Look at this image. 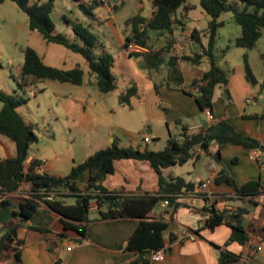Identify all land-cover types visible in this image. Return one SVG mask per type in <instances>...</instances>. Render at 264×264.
Instances as JSON below:
<instances>
[{
  "label": "crops",
  "instance_id": "crops-1",
  "mask_svg": "<svg viewBox=\"0 0 264 264\" xmlns=\"http://www.w3.org/2000/svg\"><path fill=\"white\" fill-rule=\"evenodd\" d=\"M109 1L110 4H103L96 8L93 17L88 18L82 15L79 18L97 34L101 44L100 49L109 52L105 40L106 35L103 33L101 36L100 34L101 30L108 29L109 33L117 39V48H121L128 60H133L135 70L129 74H125L123 69L117 74L112 71L117 77V82L122 78L127 79L121 90L114 94L117 99L116 105L107 103L108 92L103 93L98 90L92 75H85L81 84L30 78L31 82L25 89L31 90L35 87L34 102L36 105L39 106V101L35 99L36 94L43 93L49 84L52 86L51 103L55 102L53 105L59 109H54L49 117L41 116L40 126L44 134L43 142L39 143L37 138V141L31 144L24 162V171L28 170L32 160H40L33 168L35 172L63 176L70 171L73 164L83 161L95 150L109 146L114 137H117L120 146L144 148L149 143L142 141L144 134H148L151 141L156 144H159L161 140L166 143L168 137L180 136L183 128L188 134L192 126L206 127L219 119L228 120L236 130L264 142V117L260 116L264 113V106L260 102V89H256L259 80L255 77L256 83L251 84L245 78L243 62L242 65H238L236 82L232 77H227L225 85L219 83L214 87L211 111L214 120L212 122L208 119L207 110L198 106L195 98L196 92L191 83L209 68V62L206 58H202L200 63L195 65L181 59V55H190L198 48L196 42L189 40L187 44H183L180 38L189 36L192 29H197L200 32L201 42L206 43L204 29L210 18H206L205 24H200L198 20L188 16L187 11L190 9L183 8L184 16L178 17L176 12V17L180 19L181 23L174 28L172 36L175 42L170 50H160L165 44L166 35H159L162 41L151 48L141 45L142 51H140V55L136 56L131 55L123 47L124 37L131 33V25L126 23V20L136 14L146 19L149 18L154 10L152 0H149L151 12L148 16L140 13L144 2L138 0V12L123 20L118 19V15L124 5V0ZM113 4H116L115 8L112 7ZM73 6L75 7L76 4ZM191 6L193 8V5ZM99 9L103 11L101 14ZM235 31V36L227 38V44L239 35L240 26ZM67 35L72 37V30ZM43 42L48 49L50 43L44 40ZM33 48L36 50L35 47ZM156 50L159 52L156 53ZM244 52L247 53L242 50V55ZM37 53L46 64L56 66L45 60L46 56L44 55L46 54L42 55L38 51ZM225 53L220 57L219 65ZM112 56L114 58L113 54ZM171 56H174L175 59L172 60ZM67 57L72 58L70 55L66 56L56 67L87 69L88 62L83 56L80 64L73 62L74 65L71 63L70 66H66ZM20 64L15 69L17 73H19ZM261 83L264 84V80ZM131 85H136L138 95L131 98V107H128L118 101V96ZM59 117L63 120L61 123L63 128L73 135V138L76 137L75 134L84 132L88 134V143L83 149L81 148V151L74 152L70 144L60 146L55 144L54 122ZM146 126L148 128L145 132L141 130ZM115 131H120L118 133L121 136H117ZM71 135L69 139L72 137ZM33 145V152L30 153ZM215 149L216 145L212 144L208 152H200L198 157L191 158L194 160L192 161L193 170L189 175L171 170L170 168L174 165L162 169L161 173L165 178L181 176L185 181L192 182L194 187L192 190L182 191L175 195V202L178 205L171 216L166 210L171 205L170 202L163 206L160 201L161 210L159 212H154L153 209L150 211L148 219L162 217L167 222L166 228L162 231L164 257L161 260H150V264H218L219 247L227 241L231 228L226 223H220L213 228L201 224L206 216L201 211L205 207L204 191L199 188L200 182L209 175L208 165L210 162H214L217 172L219 170L220 165L209 154ZM255 151L233 143H228L221 149V166L237 185L249 180H257L264 188V153H262L264 150H261V153ZM15 153V143L0 133V159L14 156ZM202 154L205 155L203 161H201ZM144 163L142 161H134V163L114 161V172L120 164L134 166L139 172L143 171L136 175L137 184L133 187L134 189H125L121 186L123 193L155 194L157 192V174ZM145 172L148 173L147 182L143 178ZM81 178L83 181L79 183ZM86 182L87 174L84 173L79 177L77 184L82 189ZM105 186L114 189L111 186ZM205 192L212 197L215 208H225L230 211H234L238 207L248 209L247 213L240 216V221L247 230V240L243 244L231 241L225 246V249L237 255L233 264H264V230L259 226L260 222L264 223V219L255 215L258 205L264 207V192L254 198L241 197L235 193L232 185L223 181L212 182ZM27 194L28 185L22 183L17 191L7 195L11 204L0 207V227L15 222L11 211L17 202ZM91 206L97 209L95 201L91 203ZM97 217L98 215L94 217L89 215L92 220L86 224L84 236L68 229L67 236L59 239L55 234L63 230L61 216L40 203L28 219L27 224L46 227L50 231L42 233L32 228L23 227L20 229L19 236L23 239V244L18 264H53L56 258L60 259V264H129L136 256V252L126 250L125 242L136 228L139 219L98 220ZM74 222L79 223L78 221ZM195 229H198L197 234L193 232ZM182 230L191 232L193 236L180 238L178 234ZM171 234H173V239H170Z\"/></svg>",
  "mask_w": 264,
  "mask_h": 264
},
{
  "label": "trees",
  "instance_id": "trees-1",
  "mask_svg": "<svg viewBox=\"0 0 264 264\" xmlns=\"http://www.w3.org/2000/svg\"><path fill=\"white\" fill-rule=\"evenodd\" d=\"M4 0H0V3ZM19 9L27 16L30 30L37 31L47 43H58L72 51L79 53L87 60V69L73 67L62 69L46 64L37 51L25 46L22 49L23 59L19 73L13 76L18 89L24 91L32 79H52L60 82L81 84L85 75H92L100 92L107 93L117 86V77L112 72L113 56L104 49L98 36L80 18L68 19L72 37L55 30L51 14L55 0H13ZM76 8L81 15L91 18L94 10L104 4L103 0H75ZM200 7L209 15L210 19L204 29L206 43H202L200 32L192 29L190 41L197 43V50L190 55H181V59L192 64H199L202 58L209 62V68L202 72L200 77L193 80L191 86H197L195 95L198 106L201 109L212 111V98L214 87L221 83H227L224 69L219 65L220 57L231 47L251 49L262 35L264 29V0H198ZM153 13L149 18L136 14L126 20L131 25L130 35H126L123 47L126 48L130 41L151 48L148 43L150 32L156 36L166 35L165 44L160 50L169 51L175 42L174 28L181 23L176 17L180 6L191 9L192 6L186 0H152ZM112 7H116L113 4ZM231 11L233 20L240 26V33L230 43L216 52L217 30L223 21L219 16L223 12ZM159 52L156 50V53ZM140 55V53H130ZM264 65V52L260 54ZM174 60L175 57L171 56ZM243 68L245 78L251 83H256V78L248 62L247 53H243ZM138 95L136 85L129 86L118 96V101L131 107V98ZM28 100L22 93L8 94L0 90V133L10 138L16 147L14 156L0 159V207L11 204L7 196L17 191L22 183L30 184L27 196L17 202L11 214L14 223L0 227V264H18L20 261L23 239L19 236L21 228H32L42 233L50 231L46 227L28 225V219L36 211L38 205L43 203L49 210L61 216L63 230L55 235L59 239L67 236V230L71 229L84 236L86 224L89 218V208L94 200L98 217L96 219L138 218V224L125 242V249L136 252V256L129 264H150L149 251L164 247L162 231L167 222L161 218L148 219L150 211L163 199H168L170 206L167 210L171 216L178 203L175 195L182 191L192 190L194 184L187 182L181 176L165 178L161 171L172 165H182L191 158L199 156L200 152H208L212 144L216 149L210 152L211 158L220 165L215 182H225L232 185L235 193L241 197L254 198L264 192V188L257 180H249L237 185L234 179L221 166L220 151L228 143L239 144L245 149L257 150L264 147L257 138L244 134L235 129L233 124L225 119H219L199 130L186 133L185 128L178 137H168L162 149L152 150L147 147L120 146L117 137L104 148H99L88 155L83 161L72 165L70 171L63 176L34 171V166L40 160H32L30 167L24 171V162L31 144L37 141V135L17 108ZM260 116L264 117V113ZM197 147L200 151H197ZM264 153V151H262ZM120 159H133L145 162L157 174L158 189L155 194H126L121 189H109L104 185L105 178L114 172V161ZM86 173L87 182L80 189L77 182L79 177ZM51 195L50 198H47ZM73 198L72 202L68 199ZM206 216L203 224L213 228L220 223H226L231 231L227 241L220 246L218 264H233L237 255L225 249L231 241L243 244L248 237L247 230L240 221V216L248 212L246 207H238L234 211L225 208L214 207V203L208 208H202ZM233 218V220H231ZM74 221H78L76 223ZM259 226L264 230V223ZM197 234L198 229L193 231ZM173 239V234L170 235ZM53 264H60L56 258Z\"/></svg>",
  "mask_w": 264,
  "mask_h": 264
},
{
  "label": "rangeland",
  "instance_id": "rangeland-1",
  "mask_svg": "<svg viewBox=\"0 0 264 264\" xmlns=\"http://www.w3.org/2000/svg\"><path fill=\"white\" fill-rule=\"evenodd\" d=\"M137 1L138 0H124V5L119 11L118 19L123 20L127 16L138 12ZM142 1L144 2V7L140 11V13L148 16L151 12L149 0ZM186 2L193 5V8L187 11L188 16L192 19L198 20L200 24H205L206 18L210 17L202 10L198 0H186ZM75 3V0L54 1V8L51 14V19L54 23L56 31L63 32L65 34H69L71 32L70 23L65 21L63 19V16L71 20L77 17L79 18L80 16L82 17L81 12L76 8V6H73V4ZM102 12V10L99 11L100 14ZM184 14L185 11L183 10V7L180 6L177 10V16L181 17L184 16ZM231 15V11H227L223 12L219 16V19L223 20L224 24L217 30L216 52L218 54H220L221 49L227 45V38L230 36H235V30L239 28L238 24L233 20ZM186 26L189 27L190 25ZM103 33L106 35L105 40L107 42L109 52H111L115 58L112 71L115 74L121 72V69L124 70L125 74H129L130 72L134 71L135 66L133 65V60H128L123 54L121 48H117V39L115 38V36L109 33L108 29L101 30V36ZM160 41H162L161 37H157L154 32H150V37L148 38L149 44H151L152 46H156ZM49 45V48L46 49L40 34L35 30H29V28L27 27L26 14L18 8L17 4L13 0H4L0 3V90L8 94L22 93L26 97H28L27 102L19 106L17 110L23 116L24 120L32 126L33 131L37 135L39 143H42L44 138V134L42 133V128L40 126L41 116L49 117L50 113L54 109L58 110L59 108L53 105L55 102L51 103L50 97H52V86L49 84H47V86L45 85L46 90L43 93L36 94L35 99L36 101H39V106H37L36 102H34L35 87H33L31 90L25 89L24 91L17 88L13 76H16L18 74L15 69L23 59L21 48H24L25 46H30L32 48L35 47L36 50L40 52V54H46L44 56H46L45 60L47 62L56 66H59L62 60L68 55H70L72 58H66V66H70L69 64L71 63L72 65H74L73 62H78L77 64H80V62L83 60L80 54H77L62 45L54 43H50ZM242 50H245L248 53V61L253 74L259 80L257 82L256 89H260V102L264 106V84L261 83L264 80V65L260 57V53L264 52V29H262V35L257 40L255 46L252 49L235 48L234 46H232L228 51H226L224 58L221 59L220 65L224 69L226 76L232 77L234 81L238 75V65H242L243 62L241 53ZM133 59L135 58L133 57ZM126 80H124V78L119 79L116 88L113 91L108 92L107 103L109 105L117 104V99L115 98L114 94L116 92L118 93L121 90ZM62 121L63 120L61 117H59V119L55 122L52 120V122H54L55 124L56 130L55 144L58 146L70 144L74 152L81 151V148L83 149L85 147V144L88 143V134L86 132L75 134L76 137L73 138V135H71L69 132H66L67 130L63 128L61 124ZM147 128L148 127L146 126L141 130L145 132ZM117 132L120 131H115V133ZM70 135L72 136L70 138L71 140L69 139ZM34 145L30 150V153L33 152ZM164 145L165 143L163 140H161L159 144L150 141L147 147L152 150H159L162 149ZM204 158L205 155L202 154L201 161H203ZM118 161H128L130 163H134V161L138 160L121 159ZM192 161L194 160L189 159L188 162L182 165H174L170 169L175 172H184L186 175H189L193 170ZM144 165L147 164L144 163ZM140 172L143 173V171ZM140 172L139 170L135 169L134 166L120 164V166L118 165L116 167V170L113 174H110L105 178L104 184L111 186V188L114 189H121V186H123L125 189H134L133 187L137 184L136 175L140 174ZM143 178L146 180V182L148 181L147 172L143 174ZM82 181L83 179L81 178L79 180V183H81ZM68 201L72 202L73 198H69ZM92 202H94V200H92L91 203ZM160 210L161 206L160 203H158L153 208V211L159 212ZM89 215L90 217L97 216V209L90 206ZM255 215L264 219V207L258 205L255 209Z\"/></svg>",
  "mask_w": 264,
  "mask_h": 264
},
{
  "label": "built area",
  "instance_id": "built-area-1",
  "mask_svg": "<svg viewBox=\"0 0 264 264\" xmlns=\"http://www.w3.org/2000/svg\"><path fill=\"white\" fill-rule=\"evenodd\" d=\"M104 1V4H110V1L109 0H103ZM181 42L183 44H187L188 41L190 40L189 39V36L187 35L186 37H183V38H180ZM126 50L129 52V53H132V52H135V53H140V51H142V46L135 43L134 41H130L127 46H126ZM194 90L195 92L197 93L198 92V87L197 86H194ZM207 116H208V119L212 122L214 120L213 118V115L210 113L209 110H207ZM201 128V126H192L191 127V131L189 133H192V132H195L197 130H199ZM142 141L143 142H150L151 141V138L148 134H144L143 137H142ZM197 151H200V148L197 147L196 148ZM257 151V150H256ZM255 151V152H256ZM208 168H209V175L208 177H206L205 179H203L200 184H199V188L202 189V191H204V198H205V207H210L212 205V197L207 194L205 192V190L207 189V187L212 183L214 182V179L215 177L217 176L218 172L215 170V164L214 162H210L209 165H208ZM28 189H29V186L30 184H28ZM51 195H48L47 198H50ZM4 198V195H0V200ZM168 199H163L162 200V205L165 206L168 204ZM179 237L180 238H187V237H192L193 234L187 230H182L179 234ZM259 249H263L262 247H258ZM164 251L165 249L164 248H157V249H153L151 251H149L148 253V257L150 260H161L163 257H164Z\"/></svg>",
  "mask_w": 264,
  "mask_h": 264
},
{
  "label": "water",
  "instance_id": "water-1",
  "mask_svg": "<svg viewBox=\"0 0 264 264\" xmlns=\"http://www.w3.org/2000/svg\"><path fill=\"white\" fill-rule=\"evenodd\" d=\"M116 135H117V136H121V134H120V133H118V132L116 133ZM260 150H264V147H263V146H261V147H260ZM231 220H233V219L231 218Z\"/></svg>",
  "mask_w": 264,
  "mask_h": 264
}]
</instances>
